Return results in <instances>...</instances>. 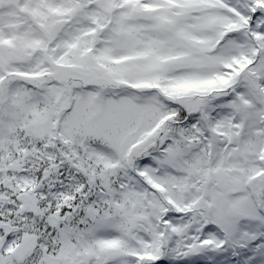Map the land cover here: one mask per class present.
I'll use <instances>...</instances> for the list:
<instances>
[{"label": "snow or ice", "instance_id": "obj_1", "mask_svg": "<svg viewBox=\"0 0 264 264\" xmlns=\"http://www.w3.org/2000/svg\"><path fill=\"white\" fill-rule=\"evenodd\" d=\"M0 264H264V0H0Z\"/></svg>", "mask_w": 264, "mask_h": 264}]
</instances>
